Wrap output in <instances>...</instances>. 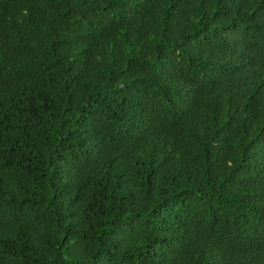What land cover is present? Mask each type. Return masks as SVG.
I'll list each match as a JSON object with an SVG mask.
<instances>
[{
    "label": "trees",
    "instance_id": "1",
    "mask_svg": "<svg viewBox=\"0 0 264 264\" xmlns=\"http://www.w3.org/2000/svg\"><path fill=\"white\" fill-rule=\"evenodd\" d=\"M0 264H264V0H0Z\"/></svg>",
    "mask_w": 264,
    "mask_h": 264
}]
</instances>
